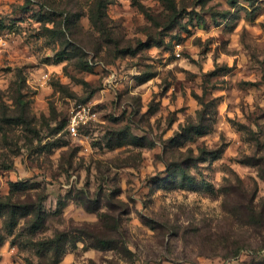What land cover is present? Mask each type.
Here are the masks:
<instances>
[{
  "label": "rangeland",
  "instance_id": "1",
  "mask_svg": "<svg viewBox=\"0 0 264 264\" xmlns=\"http://www.w3.org/2000/svg\"><path fill=\"white\" fill-rule=\"evenodd\" d=\"M94 2L0 0V264H264V0Z\"/></svg>",
  "mask_w": 264,
  "mask_h": 264
},
{
  "label": "trees",
  "instance_id": "2",
  "mask_svg": "<svg viewBox=\"0 0 264 264\" xmlns=\"http://www.w3.org/2000/svg\"><path fill=\"white\" fill-rule=\"evenodd\" d=\"M108 1L109 0H95L94 6L92 7V10H90L91 18H93L94 24L97 26L99 31L103 33L104 36H106V34L108 35V31H106V28H105V21L103 20L104 17H106V8L108 5ZM139 6L141 7V9H143V7H144L142 4ZM79 16H80V14L75 13V15H73V14L67 13L66 18H64V21L61 24V26L64 25V28H62V31H60V32L68 33L69 36H73L74 23L76 22V19ZM111 42L112 41H108V43H111ZM113 45L115 46V48H117L116 50L119 51L118 45H116L115 43H113ZM146 46H149V45H146ZM120 52L121 51H119L117 53V55H120L121 54ZM81 68L88 69L89 64L85 63L84 67H81ZM19 121L24 122L22 119H19ZM184 180L187 181L190 179L188 177H184ZM12 186L15 187L18 185L14 183ZM22 209H23V207H18L15 204L8 205V204H6V202L0 201V214L7 213V215L9 216V220H8L7 224L11 228L15 225L16 218ZM46 248H50L51 250L54 249V254L57 258H58V256H60V252L62 251L60 249V246H58L56 243L47 244Z\"/></svg>",
  "mask_w": 264,
  "mask_h": 264
},
{
  "label": "built area",
  "instance_id": "3",
  "mask_svg": "<svg viewBox=\"0 0 264 264\" xmlns=\"http://www.w3.org/2000/svg\"><path fill=\"white\" fill-rule=\"evenodd\" d=\"M5 45L6 41L4 37L0 34V52ZM94 116L95 114H92L89 110L86 111L85 108L83 110H79L77 113H74L70 119L72 130H74V132L76 133V129L79 124H85L88 119L94 118Z\"/></svg>",
  "mask_w": 264,
  "mask_h": 264
}]
</instances>
